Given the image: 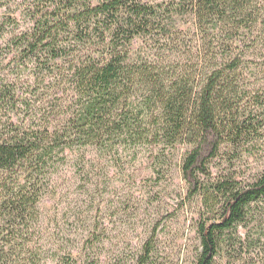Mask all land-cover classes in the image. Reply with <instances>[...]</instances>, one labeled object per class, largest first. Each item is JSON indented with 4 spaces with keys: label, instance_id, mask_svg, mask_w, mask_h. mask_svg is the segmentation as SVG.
I'll return each mask as SVG.
<instances>
[{
    "label": "trees",
    "instance_id": "trees-1",
    "mask_svg": "<svg viewBox=\"0 0 264 264\" xmlns=\"http://www.w3.org/2000/svg\"><path fill=\"white\" fill-rule=\"evenodd\" d=\"M262 62L264 0H0V264H41L38 206L70 157L88 178L91 150L152 149L198 207L193 264H264ZM100 234L57 264H104Z\"/></svg>",
    "mask_w": 264,
    "mask_h": 264
},
{
    "label": "rangeland",
    "instance_id": "rangeland-1",
    "mask_svg": "<svg viewBox=\"0 0 264 264\" xmlns=\"http://www.w3.org/2000/svg\"><path fill=\"white\" fill-rule=\"evenodd\" d=\"M35 107L48 105L41 101ZM155 152L141 150L117 157L91 150L88 178L76 174L74 156L70 157L38 206L33 245L40 263L57 264L70 252L78 257L96 226L103 235L99 251L104 264H138L153 235L155 264H193L199 246L198 207L188 201L177 168L161 182L156 180L151 158ZM183 153L180 148L173 160L175 167ZM258 171L260 165L251 162L241 172L248 180Z\"/></svg>",
    "mask_w": 264,
    "mask_h": 264
}]
</instances>
